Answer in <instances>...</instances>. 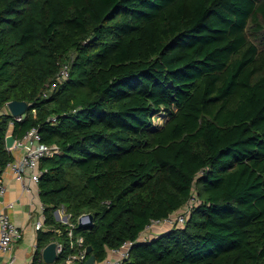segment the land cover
I'll return each instance as SVG.
<instances>
[{"label": "trees", "instance_id": "1", "mask_svg": "<svg viewBox=\"0 0 264 264\" xmlns=\"http://www.w3.org/2000/svg\"><path fill=\"white\" fill-rule=\"evenodd\" d=\"M13 100L28 107L11 129L0 114V175L9 131L60 148L30 264L51 241V264L75 251L60 207L93 215L73 235L96 261L136 240L124 264H264V0H0V112ZM191 196L182 225L138 240Z\"/></svg>", "mask_w": 264, "mask_h": 264}, {"label": "built area", "instance_id": "2", "mask_svg": "<svg viewBox=\"0 0 264 264\" xmlns=\"http://www.w3.org/2000/svg\"><path fill=\"white\" fill-rule=\"evenodd\" d=\"M68 64L61 66L58 73L55 75L53 81L47 85V88L43 91V96L47 97L50 95L60 83H62L68 77ZM5 110V111H4ZM0 114L10 111L7 106ZM11 115V114H10ZM23 114L14 116L9 121V127L12 128L14 120L20 121L23 118ZM55 120V118H52ZM11 131H9L8 135ZM12 154V158L6 163L2 173L7 168L11 169L13 176L16 180L24 183V188L27 191L34 190L38 193V182L41 175L46 171L45 168L41 167V161L44 158L52 157L60 152V148L55 143H46L42 141L41 134L37 127H32L25 131L21 137L14 138L13 145L9 148ZM20 150L19 155L14 156L12 151ZM2 173L0 175V197L3 196L7 190L5 183L2 180ZM197 204V198L191 196L187 204L181 210L175 211L164 218H152L149 223L145 226L144 231L139 235L138 240L142 241V235L146 234L145 240L150 239L151 235H148L149 231L155 227L160 226L164 228L163 231H168L170 228L176 225H182L191 211L192 206ZM12 205L10 204V207ZM43 210V206H42ZM62 210V211H61ZM60 213V214H59ZM57 220L67 224V234L73 239L71 241V246L75 248V251L68 254L65 258L66 264H84L85 260L88 258L86 246L84 245V238L82 235H77L74 237L73 229L78 224V221L83 222L88 221V216L86 213H82L78 216L76 223L70 220V214L66 213L64 207L57 209ZM44 227V215L35 223L34 229H43ZM22 237L21 228L14 222L11 216L8 214L4 207H0V253L5 255L7 260L6 264H13L14 257L11 256V249L16 241H19ZM143 239V240H144ZM56 241V240H55ZM136 241V240H135ZM133 240H125L121 243L119 247L110 248L108 254L100 261H94L93 264H124V261L129 257L130 249L134 244ZM56 252L57 254L62 251V244L58 241ZM1 264V263H0Z\"/></svg>", "mask_w": 264, "mask_h": 264}, {"label": "crops", "instance_id": "3", "mask_svg": "<svg viewBox=\"0 0 264 264\" xmlns=\"http://www.w3.org/2000/svg\"><path fill=\"white\" fill-rule=\"evenodd\" d=\"M13 155H19L20 150L12 151ZM2 180L7 190L0 197V207H4L14 222L21 228L22 237L16 241L11 249V256L14 257L13 264H30L35 253L36 230L35 223L43 215L42 203L38 193L34 190L27 191L24 183L16 180L11 169L7 168L2 173ZM10 204L12 205L10 207ZM55 215V214H54ZM44 228V227H43ZM164 228L160 226L153 227L148 235L156 237L164 233ZM146 234L142 235V240ZM150 238V239H151ZM145 240V239H144ZM6 256L0 253V263L6 264Z\"/></svg>", "mask_w": 264, "mask_h": 264}, {"label": "water", "instance_id": "4", "mask_svg": "<svg viewBox=\"0 0 264 264\" xmlns=\"http://www.w3.org/2000/svg\"><path fill=\"white\" fill-rule=\"evenodd\" d=\"M8 110L10 111L11 115L18 116L23 114L28 107V103L25 101H18L13 100L6 104ZM14 142L13 135L9 134L5 138V145L7 148L11 147ZM55 217L58 218L57 210L54 211ZM88 216V221H78V228L81 227H91L93 225V215L91 213H86ZM57 242L51 241L48 244H46L42 250H41V259L42 262L45 264H51L55 262L57 258V252H56ZM86 251L89 253L91 251V247L89 245L86 246ZM95 261V257L93 254H90L88 258L85 260L84 264H93Z\"/></svg>", "mask_w": 264, "mask_h": 264}, {"label": "rangeland", "instance_id": "5", "mask_svg": "<svg viewBox=\"0 0 264 264\" xmlns=\"http://www.w3.org/2000/svg\"><path fill=\"white\" fill-rule=\"evenodd\" d=\"M165 115L163 114V113H159V114H157L156 116H154V119H153V121H154V123H162L163 121H164V119H165ZM62 211V210H61ZM60 214V213H59Z\"/></svg>", "mask_w": 264, "mask_h": 264}]
</instances>
